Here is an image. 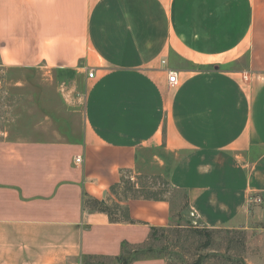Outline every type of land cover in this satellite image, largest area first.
I'll return each instance as SVG.
<instances>
[{
	"label": "crops",
	"instance_id": "1",
	"mask_svg": "<svg viewBox=\"0 0 264 264\" xmlns=\"http://www.w3.org/2000/svg\"><path fill=\"white\" fill-rule=\"evenodd\" d=\"M0 65L84 90L81 128L0 129V264H111L182 224L264 264V0H0Z\"/></svg>",
	"mask_w": 264,
	"mask_h": 264
},
{
	"label": "rangeland",
	"instance_id": "2",
	"mask_svg": "<svg viewBox=\"0 0 264 264\" xmlns=\"http://www.w3.org/2000/svg\"><path fill=\"white\" fill-rule=\"evenodd\" d=\"M83 102V85L72 73L0 65V129L10 136L28 133L31 119L38 122V135L45 134L47 127H58L67 118L81 128ZM46 119H53V126H46ZM167 189L163 184L153 193L162 194ZM111 208L114 213L115 207ZM246 243L243 229L212 230L182 224L155 229L143 247L153 249L144 257H163L167 264H246ZM109 263L120 264L116 258Z\"/></svg>",
	"mask_w": 264,
	"mask_h": 264
},
{
	"label": "trees",
	"instance_id": "3",
	"mask_svg": "<svg viewBox=\"0 0 264 264\" xmlns=\"http://www.w3.org/2000/svg\"><path fill=\"white\" fill-rule=\"evenodd\" d=\"M85 202L87 204H89L90 206H92L93 208H97L103 211L108 212L109 214H113L112 210L110 209V207H108L103 201H98L96 199H91V198H86ZM122 216H126L127 217V213L123 211ZM111 218H115L114 216H111ZM155 229H152L151 232H153ZM153 249L152 248H135V249H129L127 248V245H123V251L122 253H125V255H118L116 257V260L120 263V264H130L132 261L137 260L141 257H143L145 254L151 252Z\"/></svg>",
	"mask_w": 264,
	"mask_h": 264
},
{
	"label": "built area",
	"instance_id": "4",
	"mask_svg": "<svg viewBox=\"0 0 264 264\" xmlns=\"http://www.w3.org/2000/svg\"><path fill=\"white\" fill-rule=\"evenodd\" d=\"M88 77H93V69H90L87 73ZM168 81L171 84H175L177 83V75L175 71H168ZM80 161V157H76L75 158V162H79ZM254 200L256 201H260V198H255Z\"/></svg>",
	"mask_w": 264,
	"mask_h": 264
}]
</instances>
